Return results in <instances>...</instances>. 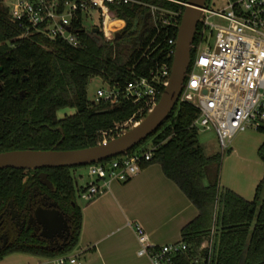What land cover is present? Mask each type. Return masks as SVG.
I'll use <instances>...</instances> for the list:
<instances>
[{"label": "trees", "instance_id": "obj_1", "mask_svg": "<svg viewBox=\"0 0 264 264\" xmlns=\"http://www.w3.org/2000/svg\"><path fill=\"white\" fill-rule=\"evenodd\" d=\"M140 1L112 6L125 25L110 40L104 39L100 31L82 29L76 22L81 44L73 47L38 32L23 36V28L10 20L0 0V151L81 148L102 142L103 132H107V139L121 132L115 127L128 119L138 105L130 101L116 106L93 102L88 98L89 80L102 76L124 82L132 71L144 74L155 60H164V40L176 36L178 27L169 28L155 21L147 4L184 9L176 0ZM199 28L198 24L193 45L198 41ZM193 52L194 48L191 58ZM167 60L172 62V57ZM163 89L161 86L160 91ZM64 106L74 107V113L59 117L57 111ZM147 111L144 109L143 115ZM197 115L198 109L192 103L177 101L149 135L155 147L148 163H159L165 176L197 209L196 217L181 228V240L188 244L189 251L178 256L176 263L186 264L207 253L204 244L213 229L210 264H264V177L256 185L252 199L221 185L222 153L205 152L198 140L199 130L192 125ZM258 130L264 133V127ZM140 143L127 152L136 150ZM257 153L264 163V140ZM73 168L0 169V212L10 200L15 208H24L28 202L25 176L43 170L55 187L50 195L70 214V235L62 249H44L24 230L12 245L0 251V257L12 252L56 257L73 249L81 228L76 195L79 187Z\"/></svg>", "mask_w": 264, "mask_h": 264}, {"label": "built area", "instance_id": "obj_2", "mask_svg": "<svg viewBox=\"0 0 264 264\" xmlns=\"http://www.w3.org/2000/svg\"><path fill=\"white\" fill-rule=\"evenodd\" d=\"M130 2L141 1L3 0L10 20L23 28V36L38 32L50 40L62 39L73 47L81 44L76 22L85 29V21L92 20L91 28L97 27L104 39H112L125 25L112 6ZM147 5L155 21L169 28L178 27L183 10ZM198 24V41L192 47L193 56L178 101L190 102L198 109L192 125L201 132L214 130L223 154L237 133L264 127V0H228L224 7L217 9L205 5ZM206 31L211 36L214 34L213 44L205 36ZM164 41L165 59L155 60L146 73L132 71V76L124 82L100 76L104 83L97 87L93 102L116 106L130 101L138 105L116 129L123 130L139 120L143 110H149L159 99L160 88L165 86L171 72L172 62L167 59L173 58L176 36L170 35ZM102 135L103 140L107 139V132ZM154 147L150 145L87 164L90 179L79 189L78 197L88 201L104 192L111 181L129 180L151 161ZM133 226L139 242L137 253L147 255L151 264H177V257L189 251L188 244L181 239L151 244L143 226L139 223ZM212 244L213 229L204 244L207 253L191 258L186 264H210ZM53 261L54 264H80L74 254L58 255Z\"/></svg>", "mask_w": 264, "mask_h": 264}, {"label": "crops", "instance_id": "obj_3", "mask_svg": "<svg viewBox=\"0 0 264 264\" xmlns=\"http://www.w3.org/2000/svg\"><path fill=\"white\" fill-rule=\"evenodd\" d=\"M256 171L246 178H227L223 186L252 199L261 180ZM77 203L81 210L80 234L67 254L76 255L80 264H151L147 255L137 253L139 242L133 225L141 224L148 242L160 245L179 241L181 228L197 215L196 207L165 176L159 163H147L129 180L111 181L104 192L88 201L79 198ZM53 258L12 252L0 257V264H54Z\"/></svg>", "mask_w": 264, "mask_h": 264}, {"label": "water", "instance_id": "obj_4", "mask_svg": "<svg viewBox=\"0 0 264 264\" xmlns=\"http://www.w3.org/2000/svg\"><path fill=\"white\" fill-rule=\"evenodd\" d=\"M205 5H207L206 0H187L176 33L175 52L170 75L157 102L139 120L126 126L118 135L95 145L74 149L24 148L0 151V169L7 167L36 169L57 166H85L123 154L145 140L162 124L178 101L190 64L197 25ZM91 30L98 32L97 27H92ZM39 177L41 183L51 187V182L47 179L46 173H40ZM51 204L53 205L51 209L37 207L33 217L42 226L41 234L45 237H51L55 234L62 237L61 231H66L64 240L60 245L62 247L67 243L69 227L62 213L55 207L56 202ZM8 205L13 217L18 216L19 213L13 208L12 202H9ZM31 220L32 217L29 218L28 225Z\"/></svg>", "mask_w": 264, "mask_h": 264}, {"label": "rangeland", "instance_id": "obj_5", "mask_svg": "<svg viewBox=\"0 0 264 264\" xmlns=\"http://www.w3.org/2000/svg\"><path fill=\"white\" fill-rule=\"evenodd\" d=\"M228 0H206V4L213 9L224 7L227 4ZM92 25V20H87L84 23L85 29L89 30ZM205 36L209 37L211 44L214 43V34L211 36L208 31L205 32ZM100 76H94L89 80L88 83V98L90 100L94 99L95 91L98 86L102 85ZM75 108L71 106H64L59 108L57 111L58 116H63L66 114L74 113ZM264 139V133L260 132L258 129L249 128L245 131L237 133L232 141L234 142L233 150H225L222 154L221 159V184L225 185V179H236V178H246L247 175H251L255 170L256 175H260L261 179L264 177V163L260 159L257 149L260 143ZM198 140L202 143L204 150L207 154L221 153V148L216 138L214 130L210 129L204 132L199 131ZM153 137L149 136L143 140L135 149H141L149 147L152 145ZM236 149V151H235ZM256 158V159H255ZM255 160V162H254ZM72 175L79 185L85 186L90 179L87 166H74L71 170ZM247 174V175H246ZM232 181V180H231ZM77 200L79 198L77 196ZM81 200V199H80ZM77 201V202H78Z\"/></svg>", "mask_w": 264, "mask_h": 264}, {"label": "flooded vegetation", "instance_id": "obj_6", "mask_svg": "<svg viewBox=\"0 0 264 264\" xmlns=\"http://www.w3.org/2000/svg\"><path fill=\"white\" fill-rule=\"evenodd\" d=\"M43 168H52V167H43ZM38 169H42V168H36L30 170H38ZM25 170H29V169H25ZM40 173H46L47 175V172L41 170L36 173L34 172L28 173V175L25 176V182L28 193V202L25 204L24 208L17 209L14 207L12 200L9 201L12 202L13 208L19 213L18 216L13 217L12 213L10 212V207L8 205L9 202L5 206L4 210L0 212V251L12 245L17 239V237L20 235V233L24 230L28 231L30 235H32L35 239H37L38 241L37 244L44 249L58 250V249H62L67 244L66 243L64 246L60 247V245L64 240V236L66 235L65 230L61 231L62 237H59L56 234L51 237H45L41 234L42 226L36 221V218L33 217L34 211L37 207L51 209L53 208V205L51 203L56 202L55 207L62 213L64 219L66 220L67 225L69 227V235H70V224H69L70 214L65 210L61 209L57 201H55L50 195L49 191H54L55 187L48 178V175H47V179L51 182V187L41 183L39 177ZM34 174L36 175V177L30 178L31 176H34ZM81 187L82 186L77 188V190L79 191ZM30 217H32V220L28 225V220ZM69 235L67 236L66 241H68Z\"/></svg>", "mask_w": 264, "mask_h": 264}]
</instances>
